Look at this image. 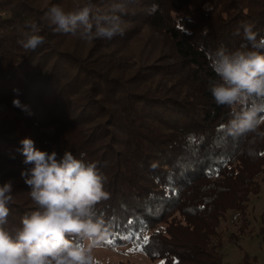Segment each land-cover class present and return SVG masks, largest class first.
<instances>
[{"label": "trees", "instance_id": "16d2710c", "mask_svg": "<svg viewBox=\"0 0 264 264\" xmlns=\"http://www.w3.org/2000/svg\"><path fill=\"white\" fill-rule=\"evenodd\" d=\"M111 2L97 9L107 11ZM46 9L0 0V102L13 110L0 120V184L18 176L17 165L27 167L17 152L25 137L61 156L83 152L107 177L110 197L97 206L112 232L104 244H139L163 259L159 264H227L218 223L225 209L243 211L249 194L259 191L264 143L222 127L228 110L208 90L215 78L210 54L247 43L245 23L264 35V0H133L122 15L124 35L91 42L40 23ZM29 21L40 24L46 42L25 52L17 40ZM126 22L159 29L172 43L151 64L144 51L140 58L129 50L142 61L130 77L123 76L128 57L121 50L135 27ZM116 39H123L118 52L103 49ZM158 74L156 83L144 84ZM177 74L182 80L171 82ZM30 191L23 179L13 184L2 225L12 236L22 217L38 209ZM175 211L185 222L162 231L160 223ZM237 264L255 263L246 254Z\"/></svg>", "mask_w": 264, "mask_h": 264}, {"label": "clouds", "instance_id": "9594fccd", "mask_svg": "<svg viewBox=\"0 0 264 264\" xmlns=\"http://www.w3.org/2000/svg\"><path fill=\"white\" fill-rule=\"evenodd\" d=\"M133 0H112L107 11L97 9L94 0H78L72 8L53 4L40 23L56 33L78 37L83 42L111 40L125 33L127 6ZM153 5L149 13L155 12ZM17 40L25 51H35L45 41L36 22ZM247 43L229 50L221 45L211 52L210 67L215 78L208 82L214 102L228 110L222 127L249 143L264 141V35L254 24L243 25ZM249 138H251L249 140ZM17 148L27 166L21 178L38 209L26 213L22 227L12 236L7 223L13 197L11 181L0 184V264H101L94 251L112 235L110 225L97 206L110 197L107 177L95 162L70 150L63 155L36 147L25 137ZM42 209V211L40 210Z\"/></svg>", "mask_w": 264, "mask_h": 264}, {"label": "rangeland", "instance_id": "374dc122", "mask_svg": "<svg viewBox=\"0 0 264 264\" xmlns=\"http://www.w3.org/2000/svg\"><path fill=\"white\" fill-rule=\"evenodd\" d=\"M29 1L32 5L42 7L44 9L50 7L53 4H61L66 8H72L78 3V0ZM94 2L96 7H104L103 5L107 3V0H94ZM1 13H4V11H1ZM135 25L137 26L135 22H130L127 24V26H132L135 28L131 33L132 38L127 42L128 45L126 46V49H124L123 46L121 50L122 57H125V55L128 57V62L126 60L121 62L124 67H127L126 71L123 73L124 77H130L132 72H134L136 69L138 70L140 66L142 67V65L139 64L140 62L142 63V61L139 63L136 62L142 58L141 55L143 51V55L145 57L147 56L148 58V62H146V64H151L150 62L155 61L154 59H157L156 56L159 55L158 52L161 54L166 53V49L172 46L169 37L164 35L161 30H156L155 28H151L146 24L138 25L137 27ZM122 40L123 39H116L113 45L104 46L103 49H112V47H115L114 49L116 52H118V48L120 47L117 45H120ZM80 42L83 41L80 40ZM87 46H89V43H87ZM129 50L132 52L137 50V52L140 53V58L129 54ZM128 67H130L129 70ZM144 70H146V68H143L138 72L136 71V74H141ZM160 76L161 75L158 74L155 79H148L146 80V83H143H156ZM169 78L171 82L174 80H178L180 82V80H182L180 74ZM12 113L13 110H11L7 104L0 102V120H3L2 116H9ZM18 167H20L18 176H15L14 174L12 177L14 179L9 180L13 184L16 183L18 179H22L21 171L24 168L20 165H17V168ZM246 203L247 205L243 211L242 209L238 210L234 208L225 209L224 213L222 214L223 216L218 223V231H220L219 233L221 234L220 236L223 240L221 252L223 253L224 261L227 264H237L241 262L245 259L246 254L255 264H264V181L261 182L258 192H252L249 194ZM165 219L166 220L162 221L159 225L162 231L168 224L176 228V225H174L175 223L185 222L180 211H175L173 215L169 216V219ZM199 219V216L191 215V220L193 222L199 223ZM94 254L101 261V264H159L163 260L159 257H156L155 255L150 256L144 251V249L141 248L139 244L136 243H127L125 245L104 244L102 248L96 249Z\"/></svg>", "mask_w": 264, "mask_h": 264}]
</instances>
